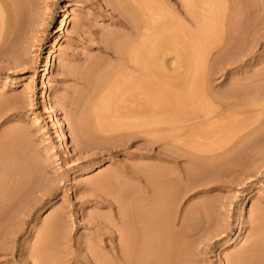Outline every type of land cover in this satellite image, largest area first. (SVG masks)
Masks as SVG:
<instances>
[{"label":"rangeland","instance_id":"obj_1","mask_svg":"<svg viewBox=\"0 0 264 264\" xmlns=\"http://www.w3.org/2000/svg\"><path fill=\"white\" fill-rule=\"evenodd\" d=\"M129 1L16 0L19 27L13 45L8 48L11 38L0 56V264L110 263L114 250L120 249V238L114 233V223L125 207L120 193L130 182L138 184L147 165H158L179 181L165 189L160 201L169 203L176 230L187 225L184 239H175L184 264H219L221 246L236 229L249 190L254 196L246 203L242 244L230 250L224 264H264V135H260L264 133V0H237L234 33L220 12L208 11L211 7L205 6L211 4H205L206 0ZM129 3L143 14L141 24H134ZM67 18L71 23L63 25ZM156 25L171 41L160 51L165 81L159 79V104L169 108L179 102L181 115L186 107L192 108L190 118L188 112L183 115L186 123L174 125L183 129L180 138L166 143L168 149L175 145L169 150L175 156L162 142L153 149L152 129L172 127L139 122L149 117L154 103L150 93L140 91V84L133 81L134 63L123 60L114 49L126 38L131 40L128 51L142 50L144 38ZM196 38L206 49L197 47L199 54L193 50ZM186 46L193 50L189 58ZM230 50L231 57L223 59ZM50 58L45 80L49 99L45 101L39 98L40 76ZM192 58L196 66L191 65ZM174 91L180 93L177 98ZM111 94L112 101H107ZM50 103L56 105L64 123L69 148L61 141L55 115L46 111ZM181 103L187 104L183 110ZM228 119L249 127L231 136L235 132L224 134L206 125ZM208 145L213 149L207 150ZM93 164L100 165L86 173ZM48 204L52 207L40 215ZM38 216L41 223L36 225ZM50 225L54 230H48ZM41 243L47 250L38 248Z\"/></svg>","mask_w":264,"mask_h":264},{"label":"bare ground","instance_id":"obj_2","mask_svg":"<svg viewBox=\"0 0 264 264\" xmlns=\"http://www.w3.org/2000/svg\"><path fill=\"white\" fill-rule=\"evenodd\" d=\"M119 1H120L119 3H122L121 0H119ZM126 1H127V3L130 2L129 0H126ZM206 1H207V3H206ZM206 1H205V4L209 5V3H208V1H209L211 5H209V6H205L204 5L205 7H208V8L217 7L219 9L218 12H217V11H215L217 8L215 10L214 9L211 10V8L210 9L207 8L208 11L210 10L209 12L212 11V12H216V13L220 12L219 14L222 17V19L224 20V22L226 21V24H227L226 26L229 28V30L233 31L232 29H234L233 27H235L233 25V23H234L233 21L236 22L237 16L235 17V15L238 14V11L236 9V5L240 7V4L238 5V3H237L238 1L237 0H218L219 2H221L220 5H216V0H215V2H214V0H206ZM218 1H217V4H219ZM222 1L225 2L224 6L222 5V3H223ZM15 3H16V0H0V56L3 55V53L5 52L4 48H7V46H9V45L10 46L8 48H10L13 45V43H14V39H13L14 36L13 35H15L14 33L17 31V30L15 31V29H17L19 27V26L16 27V25L19 24L18 23L19 20L17 19V12H16V8H15ZM137 3H138V1H137ZM203 3H204V1H203ZM129 4H130L129 9L132 12L133 19H134V20L133 19L132 20L134 21V24H136V23H140L141 24L143 21H145L144 16L140 12L139 8L137 6H135L134 4H132V3H129ZM201 4H202V2H201ZM125 5H123L122 7H124ZM124 8L127 9L126 7H124ZM207 9H206V11H207ZM130 11H127V13L130 12ZM221 12H223V13H221ZM128 15H130V14H128ZM220 16L217 17V14H216L217 18H219ZM18 18H19V16H18ZM217 18H216V20H217ZM130 19H131V17H130ZM222 19H220V20L222 21ZM233 19H235V20H233ZM212 22H216V21H212ZM222 22L220 23L221 26H222ZM70 23H71V21L69 20V18H67L66 20L63 21V25H68ZM136 26H138V25H136ZM234 31H235V29H234ZM234 31H233V33H234ZM229 33H232V32L229 31ZM61 34H64V31H62ZM166 35H167V33H166ZM204 37H206V36L204 35ZM11 38L13 40H11L10 41L11 43H10L9 40ZM59 39H60V37H58L57 40H59ZM127 39H129V38H127ZM174 39H176V38H174ZM177 40H178V38H177ZM207 40L209 41V39H207ZM207 40H205V41H207ZM130 41L126 40V38H125L123 41H120L118 43V45L116 44V46H118L117 47L118 49L115 48L116 46L114 47V49H115V51L118 50L117 53H119V54H121V56H123L122 57L123 60L124 59L127 60L128 63H134V70L136 71L137 76L134 77L133 81L134 82L135 81L138 82V84H140V86H142V88H140V86H138L139 89H141L140 91H144V92L147 91V92L150 93L151 102L155 104V107H153L154 104H152L151 109L153 108V111L151 110L152 112H150V114L151 113H153V114L151 116H150L149 113L147 114V115H149V117H147L145 113H144L145 115L142 113L146 117H142L143 115L141 114V116H139V117H142L140 119V121H139V119L138 120L135 119V122L139 121L142 124H146V126L147 125H152V126H155L156 128H159L162 125H168V126L172 127L170 129H152V131H151L153 134H155L154 141L153 142L151 141L153 143L152 146L156 145V144H159L161 142L164 143L163 145H166V143L168 141H172L174 139L180 138L179 137V133L183 129L175 128L174 125H176L177 123L179 124L181 122H185L187 120V118H186L187 116L190 118L191 114H189L190 111L188 112V110H192L191 106H190V108L186 107L184 109L183 107L186 106L187 104L185 105V103H184V106H183V104L181 103L182 104L181 109L182 110L184 109V111H182V112H186L185 114H187V112H188V115H186V117H184L183 115H185V114L182 113V115H181V113H180L181 110H179V108H180L179 102L176 103L177 104L176 106H177L178 109L175 108V110L173 109L175 104L172 103V102H171V104H174V105L172 107L170 106L169 108H167L168 106L167 107L166 106L162 107L163 105L161 106V104H159V99H160L159 97H160V94H161V91H160L161 84L159 82V79H162L161 77L163 76L160 73V68H161L160 64H161V62H159V61L162 58V56L160 55V51H161L162 48H164V47H166L168 45V42L170 41V39L168 38V36L166 37L165 35H163L162 34V29L156 25L155 27H153L152 33H150L149 35H147L144 38L145 45L143 46L142 50L128 51V46L130 44ZM199 42H200V40L198 38H196V43H195L196 44V49L194 48L193 50H196L197 54L200 53L201 48L203 46V45L200 46ZM6 44H9V45H6ZM171 44L174 45V43H171ZM175 44H177V43H175ZM206 45L208 46V44H206ZM233 45H231V46L233 47ZM4 46H6V47H4ZM181 46H182V44H181ZM183 46H182V48H184ZM190 46H186V48L187 47L190 48ZM197 47H200L199 48V50H200L199 53H198V48ZM212 47H213V45H212ZM212 47L210 49H212ZM182 48L179 49V50H182ZM213 48H215V47H213ZM202 49H204V47ZM119 50H120L121 53L119 52ZM187 50H188V48H187ZM187 50H186L187 53L189 52V50L193 51L191 49H189L188 51ZM204 50H206V49H204ZM225 50H227V48ZM236 50H237L236 48H235V50L233 49V51H235V52H236ZM183 51H185V49L182 50V52ZM233 51L230 50V51L226 52L224 57H223V59L228 60L231 57ZM187 53H185V55ZM189 53H188V55H186L187 57L189 56ZM183 54H184V52H183ZM194 54H193V56H194ZM200 55L199 56L197 55L199 57V59L202 58ZM186 56H185V59L187 58ZM190 56H192V54ZM164 57L166 58V56H164ZM199 59L197 58L196 60H199ZM51 61H52L51 58L47 60V63L45 65L44 69L41 70L42 75L40 76V78L43 81L42 82L43 83V90H42L41 96H39V98L43 99L45 101H47L49 99V92L46 89L47 86L45 84V80L48 77V74H49L50 69H51ZM182 61H183V59H182ZM192 61H193V58H192ZM213 61H214V59H213ZM213 61H212V63H213ZM193 62L194 63H191V65L194 64L196 66L197 64H195V61H193ZM226 62H228V61H226ZM186 65H187V63H186ZM186 65H184V67ZM193 66H192V68H193ZM201 67H202V65H201ZM182 68H183V64H182ZM186 68H188V67H186ZM197 68H199L201 70L199 65H198ZM190 69H191V67H189L188 70H190ZM199 69L197 70V72L199 71ZM195 70H196V67H195ZM175 72H177V71H175ZM194 72L195 71H193V73ZM198 73H197V76L200 77L201 75H198ZM209 73H210V69H209ZM104 76H107V75H104ZM197 76L195 74V78ZM129 77H131V76H129ZM198 77L196 78V82H198V80H197ZM102 79H103V77H102ZM102 79H100V81H102ZM123 79H121V80L124 81ZM166 79L168 81V78H166ZM125 80H126V78H125ZM162 80L165 81L164 79H162ZM179 80L181 81V79H179ZM100 81H99V83H101ZM169 81H171V80H169ZM180 81H178V82L181 83L183 80L181 82ZM187 81H189V80H187ZM171 82L174 83L175 81L173 82V80H172ZM196 82H195L194 85H196ZM118 83L120 84L122 82H120V81L117 82L116 85L114 86L115 88H116V86L119 85ZM163 83H165V82H163ZM98 85H103V84L101 83V84H98ZM98 85L94 88L95 92H97V88L99 87ZM170 85H171V83H170ZM165 86H169V85H165ZM176 86L178 87V85H175V88H177ZM173 87H171V88H173ZM190 87H193V86L190 85ZM168 88H170V87H168ZM120 89H122V87H120ZM190 89L191 90H189V91L191 92V94H193V89L192 88H190ZM117 90H118V88H117ZM168 90H171V89H168ZM198 90L200 91V89H198ZM194 91H195V89H194ZM164 92H165V90H164ZM164 92H162V93L164 94ZM174 92H171V93H173L172 94L173 97L176 95L175 97L177 98V96H179L178 94H180V93H178L177 91H174ZM196 92H194V94ZM228 94H229V92H228ZM133 95L135 96V94H133ZM195 95L198 97L197 94H195ZM146 96L149 97V95H146ZM110 97L111 98L113 97L112 94L108 97L107 101L111 100ZM164 97H165V95H164ZM171 97L172 96H170V98ZM199 97H200V95H199ZM123 98H126V96H124ZM191 98H192V100L194 99L193 97H190V99ZM146 99L149 100V98H146ZM236 101L237 102H235V103L237 104L238 100H236ZM188 102H190L189 98H188ZM239 102H241V101L239 100ZM162 103L164 104V102H162ZM166 104H168V103H166ZM231 104H234V102H232ZM236 104H234V105H236ZM148 105H150V104H148ZM193 105H195V104H192V107H193ZM196 106H198V104ZM230 107H231V105H230ZM227 108H229V106ZM154 109H155V111H154ZM171 109H173V111ZM186 109H187V111H185ZM178 110L180 111L179 112L180 114L177 112ZM46 111L49 114H54L55 115L57 124L59 125V127L61 129V134H62L61 141H62L63 145L66 148H69V144L66 142L67 135L65 133L64 123H63L61 117L59 116V114L57 112L56 105L54 103H50L49 106L46 108ZM212 111L213 110H210L209 113L211 112L213 114L214 111L213 112ZM196 112L197 111H195V113ZM207 114H208V112L205 113L203 116H207ZM161 115L162 116L165 115V116L162 117ZM193 115H195V114H193ZM196 115L198 117L199 114H196ZM195 116H193V117L195 118ZM209 116H211V114ZM191 118H192V116H191ZM231 120L232 119H230V121ZM216 123H214V122L213 123H209L208 122L206 125L209 124L207 127H209L212 130L215 129V128H219L218 131L219 132L221 131L224 134L227 133V134L231 135V133L235 132L231 136L235 135L236 132L237 133L238 132H242V130L245 131V130L248 129L247 127H249L248 126L249 124L248 125L247 124L243 125V124L231 123V122H229V119H228V121L225 120L224 122H220L218 124H216ZM244 123H246V122H244ZM120 126H118V127H120ZM122 126H126V125L123 124ZM245 127H246V129H245ZM262 127L263 126L261 125L260 130H261ZM263 128H262V130H264ZM111 130H113V129H110V131L109 130H107V131H109V133H110ZM117 130H115V131H117ZM99 131H101V130H99ZM103 131H104V133H106L105 132L106 128H104ZM218 131L216 133H219ZM261 131H259V132L261 133ZM211 133H213V132H211ZM253 133H255V132H253ZM224 134H223V137H224ZM257 134H258V132L256 133V135ZM214 135H216V134L214 133L213 136ZM260 135H264V133H262ZM226 138H228V137H226ZM231 138L232 137H229V139H227L226 143H228V140L231 141L230 140ZM187 139L190 140V137L187 138ZM221 139H223V138H221ZM224 140H226V139H224ZM190 141H192V140H190ZM149 142H150V140H149ZM241 142H242V139H241ZM217 144H216V146H219L222 143H220L219 145H217ZM190 145H191V143H190ZM170 146L172 147V146H175V145H169L168 146L169 149L166 148L167 147V145H166L165 146V150L168 149L167 152L172 151V149L170 150V148H171ZM213 146H215V144ZM213 146L208 145L206 148H207V150H209V149L212 150ZM201 147H204V145L203 146L201 145ZM201 147H200V149H202ZM153 149H154V146H153ZM162 150H164V149H162ZM202 150H206V149L203 148ZM170 153H172V152H170ZM174 153H175V151H174ZM174 153H172V154H174ZM184 153H187V152H184ZM177 154H178V152H177ZM175 155L176 154H174V156ZM178 156H180V154ZM99 165L100 164H93V165L89 166L87 168V170H86V173L92 172ZM173 175H175V174H173ZM137 179H138V184L135 185L133 182H130L128 184V186L123 191H121V193H120V197L123 200V202L125 204V207H124L123 211L120 213V220L118 222L114 223V227H115L114 233L116 235H118V237L120 238V249H115L114 250L113 258H112L113 260L110 263H105V262H99V263L100 264H184V261H183V258H182L183 256H182L181 247L176 243L175 239H177V238L182 239L183 237H185L186 230H187V228H186L187 225H184L183 229L180 230V231L176 230L174 228V224L171 223V212H170L169 205H168L169 203H167L165 200L164 201H160L161 197L164 196L165 189H168V188L171 189L172 187L176 186L179 181L177 179H174V178L170 177V175L167 174L165 171H163V169L160 168L158 165H147V166H144L141 169V174H140V176ZM119 183H121V182H119ZM162 189H164V190H162ZM167 193H168V191H167ZM253 196H254V192L252 190H249L248 192H246L244 194L243 205H242V208L240 210V214L238 216V225H237L236 229L233 230V232L231 233V237L229 239H227L221 246L220 256H219L220 257L219 258V264H224V257L230 252V250L232 248H237V247H239L242 244V235L245 233L244 224L247 221V214H248V211L246 209V203H247V201H250ZM168 198H169V196H168ZM168 202H169V200H168ZM51 207L52 206L50 204H48L47 206L42 208V210L40 211V215L42 213L47 212ZM0 213H1V211H0ZM3 218H6V217L3 216ZM0 219L2 220V218H0ZM40 223H41V217L38 216L36 225H38ZM54 227H55L54 225H50L48 230H50V231L54 230ZM38 248L41 249L42 251L47 250V246L45 244H43V243H41L38 246ZM96 263H98V262H96Z\"/></svg>","mask_w":264,"mask_h":264}]
</instances>
